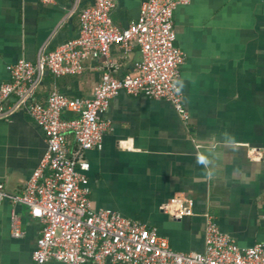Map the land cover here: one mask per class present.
Here are the masks:
<instances>
[{
  "label": "crops",
  "instance_id": "obj_1",
  "mask_svg": "<svg viewBox=\"0 0 264 264\" xmlns=\"http://www.w3.org/2000/svg\"><path fill=\"white\" fill-rule=\"evenodd\" d=\"M148 1L116 0L113 21L129 26ZM94 2L0 0V87L18 61L35 63L76 38L79 15ZM172 21L175 46L185 55L178 83L189 121L165 101L126 93L113 99L103 115L112 130L101 150L85 154L92 209L155 229L177 253L203 252L205 213L238 248L264 245V0H190ZM141 59L138 45H113L108 57L87 60L80 75L44 73L30 99L45 103L54 91L92 99L104 71L134 75ZM46 150L45 133L25 109L0 118V183L8 192L24 191ZM172 197L191 200L194 215L164 218L160 206ZM13 216L21 239L12 236ZM42 229L27 207L1 203L0 264H32Z\"/></svg>",
  "mask_w": 264,
  "mask_h": 264
},
{
  "label": "built area",
  "instance_id": "obj_2",
  "mask_svg": "<svg viewBox=\"0 0 264 264\" xmlns=\"http://www.w3.org/2000/svg\"><path fill=\"white\" fill-rule=\"evenodd\" d=\"M190 0H149L139 19L127 27L113 21L116 0H95L81 11L78 36L54 51L40 53L35 63L20 60L9 67L10 79L0 87V118L25 109L47 138V150L21 194L10 193L0 183V204L27 207L43 226L32 264H264V245L240 249L223 235L205 213L204 250L177 253L155 229L112 210L96 212L89 201L85 154L101 150L105 133L112 130L103 118L111 101L122 93L143 96L171 105L183 123L189 115L182 103L179 75L185 60L175 46L173 12ZM138 45L142 59L135 74L123 77L113 70L102 73L93 98H70L52 92L45 103L31 101L33 90L47 71L53 77L80 75L89 59L108 57L113 45L128 51ZM12 99L7 107L5 101ZM65 113L73 115L65 118ZM71 137L76 148L71 150ZM251 158L260 154L250 150ZM164 218L191 217L193 202L172 197L160 206ZM12 236L24 233L12 217Z\"/></svg>",
  "mask_w": 264,
  "mask_h": 264
},
{
  "label": "clouds",
  "instance_id": "obj_3",
  "mask_svg": "<svg viewBox=\"0 0 264 264\" xmlns=\"http://www.w3.org/2000/svg\"><path fill=\"white\" fill-rule=\"evenodd\" d=\"M199 162H201V163H203V162H204V160H203V158H202V157L200 158V161H199Z\"/></svg>",
  "mask_w": 264,
  "mask_h": 264
},
{
  "label": "water",
  "instance_id": "obj_4",
  "mask_svg": "<svg viewBox=\"0 0 264 264\" xmlns=\"http://www.w3.org/2000/svg\"><path fill=\"white\" fill-rule=\"evenodd\" d=\"M45 74H48V72H45Z\"/></svg>",
  "mask_w": 264,
  "mask_h": 264
}]
</instances>
